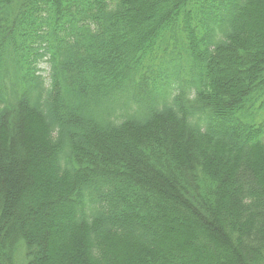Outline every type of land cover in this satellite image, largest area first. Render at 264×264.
I'll use <instances>...</instances> for the list:
<instances>
[{"label": "trees", "instance_id": "obj_1", "mask_svg": "<svg viewBox=\"0 0 264 264\" xmlns=\"http://www.w3.org/2000/svg\"><path fill=\"white\" fill-rule=\"evenodd\" d=\"M0 264H264V0H0Z\"/></svg>", "mask_w": 264, "mask_h": 264}, {"label": "rangeland", "instance_id": "obj_2", "mask_svg": "<svg viewBox=\"0 0 264 264\" xmlns=\"http://www.w3.org/2000/svg\"><path fill=\"white\" fill-rule=\"evenodd\" d=\"M41 67H45V66H44V64H41ZM36 229L38 230V229H39V227L37 226V227H36Z\"/></svg>", "mask_w": 264, "mask_h": 264}]
</instances>
